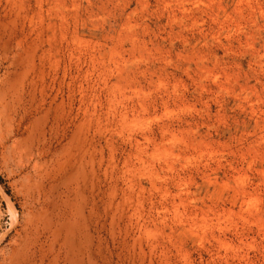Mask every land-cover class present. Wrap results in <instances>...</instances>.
I'll use <instances>...</instances> for the list:
<instances>
[{
  "label": "rangeland",
  "instance_id": "obj_1",
  "mask_svg": "<svg viewBox=\"0 0 264 264\" xmlns=\"http://www.w3.org/2000/svg\"><path fill=\"white\" fill-rule=\"evenodd\" d=\"M0 93V264H264V0H0Z\"/></svg>",
  "mask_w": 264,
  "mask_h": 264
},
{
  "label": "bare ground",
  "instance_id": "obj_2",
  "mask_svg": "<svg viewBox=\"0 0 264 264\" xmlns=\"http://www.w3.org/2000/svg\"><path fill=\"white\" fill-rule=\"evenodd\" d=\"M0 94H1V93H0ZM2 94H3V93H2ZM7 94H8V93H7ZM3 96H4V95H3ZM30 99H31V98H30ZM24 101H25V100H24ZM24 101H23V102H24ZM3 102H4V101H3ZM5 103H6V102H5ZM29 104H30V103H29ZM13 109H14V108H13ZM1 112H2V111H1ZM1 114H2V113H1ZM7 114H8V113H7ZM9 118H10V116H9ZM11 118H12V117H11ZM7 119H8V118H7ZM8 120H9V119H8ZM2 121H4V120H2ZM16 142H17V141H16ZM42 212H43V211H42ZM41 214H42V213H41ZM43 215H44V214H43ZM43 215H42V216H43ZM45 215H46V214H45ZM33 216H34V215H33ZM40 218H41V217H40ZM43 218H44V217H43ZM36 219H37V218H36ZM39 220H41V219H39ZM41 222H42V221H41ZM44 222H45V221H44ZM63 223H64V222H63ZM42 224H43V223H42ZM65 224H67V222H66ZM70 224H71V223H70ZM64 226H65V225H64ZM27 227H28V226H27ZM35 227H36V226H35ZM60 227H61V226H60ZM71 229H72V228H71ZM30 231H31V230H30ZM53 231H54V230H53ZM59 232H61V231H59ZM37 234H38V233H37ZM57 234L59 235V233H56L55 236H56ZM26 236H27V235H26ZM28 237H29V236H28ZM34 237H35V236H34ZM34 237H33V238H34ZM67 238H68V237H67ZM67 238H66V239H67ZM67 240H68V239H67ZM67 240H66V241H67ZM32 241H33V240H32ZM73 241H74V240H73ZM30 242H31V241H30ZM69 242H70V241H69ZM65 243H66V242H65ZM67 243H68V242H67ZM73 245H74V244H73ZM27 246H29V244H28ZM31 246H32V245H31ZM33 247H34V246H33ZM75 247H76V246H75ZM27 249H28V248H27ZM35 251H36V250H35ZM49 251H51V250H49ZM59 251H60V250H59ZM59 251H58V252H59ZM70 251H71V250H70ZM23 252L25 253V251H23ZM28 252H29V249H28ZM28 252H27V254H28ZM68 253H69V252H68ZM47 254H48V253H47ZM56 254H57V253H56ZM73 254H74V253H73ZM16 255H17V254H16ZM25 255H26V254H23V256H24V257H23L22 254H21V257L25 258V257H26ZM28 255H29V254H28ZM31 255H32V254H30V256H31ZM30 256H29V257H30ZM34 256H35V255H34ZM34 256L32 255V257H34ZM44 256H45V255H44ZM46 256H47V255H46ZM59 256H60V255H59ZM65 256H66V255H65ZM16 257H17V256H16ZM32 257H31V258H32ZM71 257H72V255H71ZM27 258H28V256H27ZM40 258H41V257H40ZM42 258H43V257H42ZM56 258H58V257H56ZM68 258H69V257H68ZM79 258H80V257H79ZM15 259H16V258H15ZM15 259H14V260H15ZM19 259H20V258H19ZM32 259H33V258H32ZM58 259H59V258H58ZM61 259H62V258H61ZM81 259H82V258H81ZM11 260H12V258H11ZM29 260H30V259H29ZM43 260H44V259H43ZM69 260H70V259H69ZM27 261H28V260H27ZM52 261H54V258H53ZM64 261H65V260H64ZM64 261H63V262H64ZM14 262H16V261H14ZM28 262H29V261H28ZM28 262H27V263H28ZM42 262H44V261H42ZM42 262H40V263H42ZM54 262H55V261H54ZM21 263H22V262H21ZM23 263H24V262H23ZM25 263H26V262H25ZM48 263H49V262H48ZM56 263H57V262H56ZM13 264H14V263H13ZM15 264H16V263H15ZM18 264H19V263H18ZM50 264H51V263H50ZM58 264H59V262H58ZM65 264H66V263H65Z\"/></svg>",
  "mask_w": 264,
  "mask_h": 264
}]
</instances>
